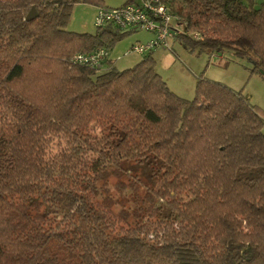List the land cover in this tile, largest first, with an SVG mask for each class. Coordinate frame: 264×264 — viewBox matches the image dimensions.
Masks as SVG:
<instances>
[{
  "label": "trees",
  "instance_id": "16d2710c",
  "mask_svg": "<svg viewBox=\"0 0 264 264\" xmlns=\"http://www.w3.org/2000/svg\"><path fill=\"white\" fill-rule=\"evenodd\" d=\"M164 1L186 50L264 77V4ZM78 3L105 6L0 0V264H264V111L204 74L179 96L152 51L72 63L129 33L68 30Z\"/></svg>",
  "mask_w": 264,
  "mask_h": 264
},
{
  "label": "rangeland",
  "instance_id": "374dc122",
  "mask_svg": "<svg viewBox=\"0 0 264 264\" xmlns=\"http://www.w3.org/2000/svg\"><path fill=\"white\" fill-rule=\"evenodd\" d=\"M129 0H103L108 7H118L128 3ZM97 6L90 3H78L75 5L70 19L68 30L76 32L95 33L98 27L95 24ZM151 33L146 30H130L111 49V58L116 61V68L123 70L134 66L146 54L126 52L137 41L147 42ZM172 49L157 48L153 50L156 60L157 72L167 82L172 91L183 98L193 99L196 94L197 78L204 74L205 78L222 82L234 90H243L251 102L264 111V77L260 74H250L252 63L247 58L236 57L231 51H225L224 58H213L210 54L195 53L186 50L178 39L171 41ZM264 131V129H263ZM138 164L130 168L129 172L137 168ZM143 173L149 176L148 169ZM148 178V177H147ZM116 182V178L112 177ZM148 180H150L148 178ZM122 182L127 184L129 177H123ZM113 194H127L130 188L124 192L113 187ZM162 203L158 201L157 204ZM119 210V206L116 208Z\"/></svg>",
  "mask_w": 264,
  "mask_h": 264
},
{
  "label": "built area",
  "instance_id": "2783aa9c",
  "mask_svg": "<svg viewBox=\"0 0 264 264\" xmlns=\"http://www.w3.org/2000/svg\"><path fill=\"white\" fill-rule=\"evenodd\" d=\"M179 20V15L164 0H134L118 7L102 6L95 14L97 27L112 25L121 31L146 30L153 34L147 42L133 43L126 55L146 54L157 48L172 49L171 41L183 29ZM194 36L197 37L196 34ZM110 56V48L97 47L92 51L75 53L71 62L100 70L105 68Z\"/></svg>",
  "mask_w": 264,
  "mask_h": 264
},
{
  "label": "crops",
  "instance_id": "0c3cea01",
  "mask_svg": "<svg viewBox=\"0 0 264 264\" xmlns=\"http://www.w3.org/2000/svg\"><path fill=\"white\" fill-rule=\"evenodd\" d=\"M255 3H256V6H261L262 4H264V0H255ZM97 9H98V7H97ZM153 37V34H151V38ZM150 38V39H151ZM223 55V53H219V54H215V55H211L213 58H219V59H222V58H224V56H222ZM105 69H109V68H111V67H117L116 66V61L115 60H113L112 58H111V56H110V59H109V61L106 63V65H105Z\"/></svg>",
  "mask_w": 264,
  "mask_h": 264
},
{
  "label": "water",
  "instance_id": "95a60500",
  "mask_svg": "<svg viewBox=\"0 0 264 264\" xmlns=\"http://www.w3.org/2000/svg\"><path fill=\"white\" fill-rule=\"evenodd\" d=\"M36 16H37V11L35 10V8H33L32 11L28 14L27 19L31 20V19H33ZM260 72L264 74V70L263 69H261Z\"/></svg>",
  "mask_w": 264,
  "mask_h": 264
}]
</instances>
